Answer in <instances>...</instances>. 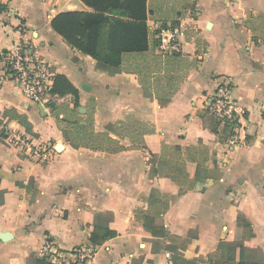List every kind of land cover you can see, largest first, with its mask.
Instances as JSON below:
<instances>
[{
	"label": "crops",
	"instance_id": "crops-1",
	"mask_svg": "<svg viewBox=\"0 0 264 264\" xmlns=\"http://www.w3.org/2000/svg\"><path fill=\"white\" fill-rule=\"evenodd\" d=\"M147 9L150 50L159 54L160 31L181 25V55L192 64L165 105L145 94L135 73L112 74L109 65L73 48L53 29L58 13L90 10L81 0H10L0 9V51L34 45L55 78L65 75L78 88L80 103L75 107L72 94H56L51 111L13 83L0 87V118L15 108L28 117L32 133L9 119L11 126L50 144L47 158L32 160L8 143L0 126V235L10 236L0 238V264H41L48 242L63 251L92 246L97 215L107 211L114 213L110 227L118 235L98 246L86 264H173L172 251L153 250L159 245L137 215L148 210L154 189L172 199L156 219L170 234L165 246L187 241L185 258L209 264L222 259L221 242L242 243L237 263H264V0H147ZM106 37L107 29L104 42ZM223 78L231 82L242 115L235 149L202 119ZM77 117L95 132L118 121H139L152 131L143 135L146 148H76L62 126ZM121 142L132 144L129 137ZM164 145L183 149L191 179L198 161L190 149L204 148L208 178L180 194L169 177H152L151 153L162 154Z\"/></svg>",
	"mask_w": 264,
	"mask_h": 264
},
{
	"label": "trees",
	"instance_id": "trees-1",
	"mask_svg": "<svg viewBox=\"0 0 264 264\" xmlns=\"http://www.w3.org/2000/svg\"><path fill=\"white\" fill-rule=\"evenodd\" d=\"M9 1L1 0L0 9H6ZM81 1L90 10L58 13L51 21L53 29L73 48L109 65L112 74L122 71L135 73L147 96L155 97L162 105L170 102L192 64L181 54L160 55L154 54L150 50L147 0ZM105 29H107V37L104 42L103 32ZM129 62H132L131 66L126 67L125 64ZM52 92L61 96L72 94L75 97V107L80 105L79 90L65 75L56 76ZM48 108L51 111L55 110L53 103H50ZM4 116L18 121L28 132L32 133V124L25 114L19 113L15 108H10L5 109ZM202 119L205 126L216 133H221L223 140H226L232 132L231 125L222 124L221 119L216 118L208 108H204ZM62 130L72 146L76 148L87 147L109 153L146 148L143 135L152 131L151 128L139 121H118L110 124L104 132H95L91 122L84 123L78 117L68 123L66 127L62 126ZM126 137L131 140L132 144L129 146H125L121 142ZM182 151L180 146L164 145L162 154L151 153L150 159V175L152 177L158 175L169 177L181 187L180 194L192 189L197 182H203L208 178V169L205 166L207 161L205 149L200 147H191L190 149L192 153L190 158L198 161L194 179H191L187 172L186 162L181 158ZM193 153H196V156ZM171 200V197L154 189L149 198L148 210L137 214L143 221L145 229L151 233L152 240L159 245L158 247L154 245L153 250L172 251L173 264H207L199 258H185L183 250L187 246V241H182L176 246L164 245L163 240L170 237V234L163 226L156 224V219L169 209ZM113 220L114 213L111 211L97 215V222L90 234L93 249L104 244L109 238L118 235V232L110 227ZM191 237L195 239L197 234H192ZM175 238L179 239V237ZM239 246L242 247L243 244L221 242L219 247L224 251L222 259L212 260L209 264H257L243 261L237 263L236 253ZM40 263L51 264L46 257H43Z\"/></svg>",
	"mask_w": 264,
	"mask_h": 264
},
{
	"label": "built area",
	"instance_id": "built-area-1",
	"mask_svg": "<svg viewBox=\"0 0 264 264\" xmlns=\"http://www.w3.org/2000/svg\"><path fill=\"white\" fill-rule=\"evenodd\" d=\"M181 25H172L157 35L156 49L160 55L182 54L180 35ZM13 83L30 101L48 106L54 102L52 90L55 74L51 65L40 58L34 45L25 43L11 49L0 51V87ZM205 108L222 124L232 127V132L225 143L229 149L241 145L240 131L242 115L238 110L236 99L232 94V85L223 78L213 95L208 98ZM1 133L8 143L22 149L26 156L34 160L47 158L50 144L36 141L26 133L15 130L7 117L0 118ZM95 253L92 246H81L70 251H63L52 243H46L42 254L51 264H86ZM170 256V253H167ZM264 264V263H261Z\"/></svg>",
	"mask_w": 264,
	"mask_h": 264
},
{
	"label": "water",
	"instance_id": "water-1",
	"mask_svg": "<svg viewBox=\"0 0 264 264\" xmlns=\"http://www.w3.org/2000/svg\"><path fill=\"white\" fill-rule=\"evenodd\" d=\"M82 88H85V85H83ZM41 106L43 107V105H41ZM81 110H82V108H81ZM60 148H62V145H59V149ZM9 237H10L9 234H7V233H4V234L0 235V238L3 239V240L8 239Z\"/></svg>",
	"mask_w": 264,
	"mask_h": 264
}]
</instances>
